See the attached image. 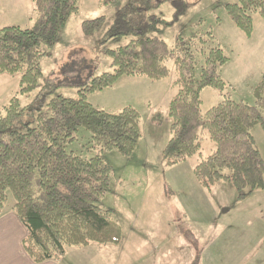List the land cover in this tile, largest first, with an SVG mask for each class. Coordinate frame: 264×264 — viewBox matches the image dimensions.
<instances>
[{
    "label": "trees",
    "instance_id": "1",
    "mask_svg": "<svg viewBox=\"0 0 264 264\" xmlns=\"http://www.w3.org/2000/svg\"><path fill=\"white\" fill-rule=\"evenodd\" d=\"M32 1V28H0V74L21 75L17 96L0 116V217L11 193L12 210L27 232L24 251L34 263L58 260L71 247L122 242L123 230L114 211L100 206L111 191L113 177L102 154L117 151L132 156L142 137L141 116L132 107L108 113L89 103L87 96L113 88L122 77L162 81L170 76V61L178 75V91L168 107L171 138L163 151L166 165L182 164L198 154L201 133L207 132L215 150L194 168L198 184L211 190L219 182L231 183L240 200L264 190V161L252 134L257 125L264 127V74L253 90L255 105L237 103L224 95L230 86L220 68L230 59L214 45L211 32L179 36L170 47L159 36L168 23L154 11L169 2L178 21L185 13L184 0H127L104 36L105 42L131 38L123 46L106 50L112 71L83 84L78 98L56 96L42 103L25 123L28 107L22 106L20 97H29L37 88L42 58L59 42L68 21L79 12L80 2ZM120 1L99 3L109 6ZM226 12L236 28L251 38L253 16L264 20V0H238L226 5ZM105 22V17L86 21L83 31L91 35ZM47 88L51 94L58 85L50 81ZM207 88L218 91L224 100L203 113L201 96ZM81 130L91 135L92 157L68 150ZM186 239L198 248L193 234L187 232Z\"/></svg>",
    "mask_w": 264,
    "mask_h": 264
},
{
    "label": "rangeland",
    "instance_id": "2",
    "mask_svg": "<svg viewBox=\"0 0 264 264\" xmlns=\"http://www.w3.org/2000/svg\"><path fill=\"white\" fill-rule=\"evenodd\" d=\"M184 1L185 13L178 21L174 20L175 10L169 2L154 11L168 23L159 36L171 47L179 36L211 32L214 45L220 46L230 59L220 68L230 86L224 95L229 94L237 103L255 105L253 90L264 74V20L253 16L254 33L249 39L226 12V5L238 0ZM126 3L122 0L101 6L99 0H80L79 12L70 18L59 42L42 58L37 88L29 97H20L22 106L28 107L25 123L33 119L42 103L56 96L78 98L83 84L112 71L106 50L123 46L131 38L105 42L104 36L116 12ZM34 17L32 0H0V28L30 29ZM100 17L106 19L104 26L86 35L83 23ZM200 63L198 75L203 61ZM168 67L170 76L162 81L122 77L113 88L87 96L89 103L108 113L132 107L141 116L142 137L132 156L125 157L117 151L102 154L113 169V177L111 191L100 206L113 210L122 227L119 256L125 258L122 262L136 259V264H196L198 257V264H264V190H255L240 200L231 183L219 182L211 190L198 184L193 170L215 150L207 132L201 133L200 152L186 162L168 167L163 159L171 138L168 107L178 91L174 62H168ZM20 79V74H0V116L17 96ZM50 81L58 88L47 94ZM201 100L205 113L224 97L207 88ZM252 134L264 161V127L257 125ZM90 141L91 135L81 130L68 150L92 157L95 152L88 151ZM8 195L4 212L11 211L14 205L12 194ZM187 232L197 239V249L186 239Z\"/></svg>",
    "mask_w": 264,
    "mask_h": 264
},
{
    "label": "crops",
    "instance_id": "3",
    "mask_svg": "<svg viewBox=\"0 0 264 264\" xmlns=\"http://www.w3.org/2000/svg\"><path fill=\"white\" fill-rule=\"evenodd\" d=\"M26 234L24 225L12 210L3 213L0 217V264H36L24 251ZM120 245L71 247L60 259L43 264H136V259L122 262L125 258L119 256Z\"/></svg>",
    "mask_w": 264,
    "mask_h": 264
}]
</instances>
